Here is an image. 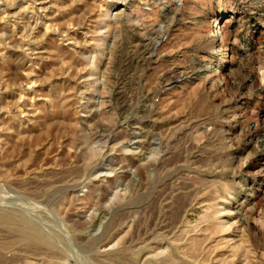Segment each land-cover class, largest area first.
Returning <instances> with one entry per match:
<instances>
[{
	"label": "rangeland",
	"instance_id": "374dc122",
	"mask_svg": "<svg viewBox=\"0 0 264 264\" xmlns=\"http://www.w3.org/2000/svg\"><path fill=\"white\" fill-rule=\"evenodd\" d=\"M0 264H264V0H0Z\"/></svg>",
	"mask_w": 264,
	"mask_h": 264
},
{
	"label": "bare ground",
	"instance_id": "6f19581e",
	"mask_svg": "<svg viewBox=\"0 0 264 264\" xmlns=\"http://www.w3.org/2000/svg\"><path fill=\"white\" fill-rule=\"evenodd\" d=\"M217 33V31H213L212 34L215 35Z\"/></svg>",
	"mask_w": 264,
	"mask_h": 264
}]
</instances>
